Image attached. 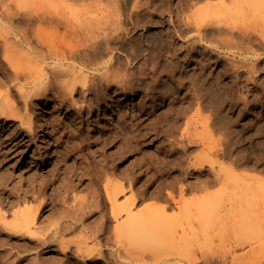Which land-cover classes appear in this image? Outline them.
Returning a JSON list of instances; mask_svg holds the SVG:
<instances>
[{"label":"bare ground","instance_id":"6f19581e","mask_svg":"<svg viewBox=\"0 0 264 264\" xmlns=\"http://www.w3.org/2000/svg\"><path fill=\"white\" fill-rule=\"evenodd\" d=\"M57 1L58 2L56 3L52 2L49 5L48 4L40 5L32 0H8V1L0 0V48L1 49L3 48L2 53L4 56V57L2 56L4 60H0V85L2 84L3 88L6 85H9L8 83L13 84L14 87L15 86L17 87L19 83L22 81V79L28 81L29 84L30 83L29 80L30 78H32L31 74L33 73L32 75H34V73H36L34 77L37 78L33 79L34 78L33 77L31 82L34 88H31L30 86L32 90L30 88L29 89L31 91H35L37 96H41L44 92H46L49 89H52L55 95L57 94L64 95L68 93L72 95L76 93L81 94V98L83 99L84 103L87 104L86 108L88 107L89 111L95 100L100 101L101 98L107 99L109 95L108 91L110 90L111 91L114 90L113 95H119V96L121 95L120 97L123 96V98L132 97V96L136 97L138 94L143 93L141 94L142 96L141 103H143V105L146 103L147 100L151 99L154 102H157L156 105L153 107L154 110L158 108L160 104L163 103L165 104V106L168 107L167 111L161 116L162 118L161 120H163L166 123L161 124L162 126L159 127L161 132L165 131L167 133L168 132L173 133L175 132L176 129L180 128L179 126L183 118H185L188 112L195 107L196 109H198V111H200L206 108L209 104L212 105L217 102L220 104L221 107L223 106L224 102H228L232 108L234 105H236L234 101H236V97H238V94L241 91L240 89L243 87H246L247 94L249 93L255 94V91L257 92H259L260 90L262 91V94L261 93L255 94L253 96L254 99L252 100L247 99L246 97H248V95L247 96L245 95V98H243L245 106H247L250 103V101L251 103L252 102L256 103V101L262 100L261 97H264L263 83L261 82L262 84L260 85V88L258 87L259 84H257L258 82L257 78L260 70L258 65L259 62H262L264 60V57H260L259 54H256V51H258L257 50L258 47H264V38L259 37L262 34L259 36L252 35L251 32L245 31V29H239L236 27L235 29L232 28L230 25L228 26L227 24H223L221 21H219V18L221 17L230 16L237 13L242 14L245 11L249 12L251 10L257 13V15H259L260 18L263 19L264 0H231V4L222 10L221 8H218L217 6L211 3L207 5L200 4L203 0H177V2L175 3H174L175 0H96V1L77 0L79 4H77L76 6L70 5V2L73 0H57ZM251 6L252 9L249 10ZM223 10L224 12L225 11L226 12L222 13ZM250 13L248 14L249 17H247L246 15V18L253 17L250 16ZM165 15L169 16L168 28L164 26V24H166V21L164 20L163 16ZM254 17L257 18L258 16L255 15ZM260 18L258 17V19ZM22 25H24L25 27L23 28L20 27L19 29L18 27ZM77 25L80 26L85 25L84 27H81L84 29L86 25L89 26L92 25L90 29L88 28L87 30L89 32L93 30L95 32L92 33L95 34L93 36H91L92 34L90 36L86 35L87 37H83V38L81 37L82 38L81 40H77L75 39V37L76 36L80 37V35L75 36L74 35L75 32H73L74 29L75 30L77 29L75 27ZM158 25H162V29L160 28L161 30H159L156 33H153L150 36L147 35L146 37L144 35L145 39L144 37L142 38V36L138 35L139 32L138 30L140 29L145 30V28H147L148 26L151 27ZM13 26L16 28H13ZM62 27L65 28L64 30L65 32L62 29L63 33L62 35H60V31ZM87 30L85 31V34ZM237 30H243V31H237ZM29 31L34 37L37 38L38 40L37 44H34L32 42V38L28 33ZM144 32L143 34L146 33ZM11 33H15L14 38L10 36ZM78 34H80V32ZM81 35L83 36L84 32H81ZM263 36L264 35H262L261 37ZM136 39L138 42L139 41L140 42L138 43ZM21 47L25 49H22L23 51L18 54L19 51L18 49H21ZM152 48H154V50ZM165 49L169 50L167 54L164 51ZM144 53H148V54L144 55ZM245 54H247L248 56H245ZM249 54H252V56L249 57ZM143 55L145 56L144 59H143ZM238 55L240 56L244 55V57L239 56L241 58L239 59ZM49 58L53 59L54 62L48 63V66H50L49 70H51V72L47 71L46 76H44L45 74L43 72H45L46 65H43V62L47 61ZM24 60H28L30 62V66H28V69H26L27 67L24 69L25 66L24 67L22 66V64L26 62V61L23 62ZM219 67L221 68L218 70ZM245 73L247 74L246 82L247 80L249 81L251 80L250 82L252 83L254 82V84H256L255 87L248 88V86L243 85L242 81L244 80L243 76L246 75ZM1 77L5 78V80ZM68 77L70 78V80H68L69 79ZM163 80L166 81L165 84L161 83ZM250 82L248 83L250 84ZM25 84L27 85V83ZM13 85H11V87L6 86L8 88L6 92L2 90L0 91V116L2 118H5L8 122L19 121V124L21 126L20 129L21 128L25 129L27 133L28 131H30L31 133L34 130L33 124L36 117H37V125H42V123L45 122V117L43 116V114L47 111L48 100L44 102L43 106L39 110H36L35 116H32L31 113L28 114L27 108H24V110L26 109L24 113L26 112L25 114L27 115L25 114L22 115L23 112L21 110L22 106L18 104L17 99H15L16 97L14 98V94H13L14 91L13 93H11L12 92L11 88ZM20 85H23V87H25L24 84L22 83ZM16 89H18L17 90V92L19 93L18 97L19 95L20 98L32 97L31 96L32 93H30L31 91L27 92L29 91L28 88H26L27 91L25 89H22L21 87ZM23 90L26 91L27 93L23 92ZM181 91H184L183 94L184 101L182 102L181 100L182 104L180 103L177 105V103L179 102L175 100V98L177 99V97L173 98L175 101L169 103L167 102L168 99H170L169 97L171 95L176 96L178 92ZM93 93H95L94 95L95 98L89 97L90 95H93ZM44 94L46 95V93ZM161 97L162 99L160 102L159 99ZM164 97L166 98L165 100H163ZM61 99L64 100V98ZM20 101L22 100L20 99ZM27 103H29V101ZM23 104H25V102ZM18 105L21 107H19ZM26 107H28V105H26ZM80 107L82 109L85 108L84 106H80ZM231 108L229 107V109ZM239 109L237 110L239 111ZM135 110L136 109L132 110L131 112H129V114L130 113L133 114V111ZM139 110L140 109H138V111ZM125 111L126 110L123 109L119 112L128 113V109L126 112ZM239 112L241 113V111ZM132 114H130L131 117ZM122 117L124 118V115H122ZM223 117H226V115ZM223 117H217L216 119L214 118L215 120L213 121L210 118L209 120L206 119L208 121H205L206 124L204 125H206L208 130L211 132L215 130V129L213 130V128L219 130V128H223L228 123L227 121L228 119L226 118L223 119ZM159 122L160 120L158 121V123ZM260 125L261 127L259 126L258 127L262 128V123ZM257 128L254 129V131H257ZM232 129L231 131H235ZM205 130L206 133H209L207 132V129ZM258 130L261 131L260 129ZM14 133L15 132H13V134ZM262 133L263 132H261L260 134ZM5 134L7 135L8 131H6ZM11 134L9 136H11ZM199 135L201 134H198L197 136ZM228 135L227 138H229ZM255 137H257V135H255ZM6 138L0 137V164L7 162L8 158H10L7 151L9 149L12 150L14 148V147L13 148L9 147L7 151L3 152V150L5 149H3L1 145L4 144L6 145V142L8 141ZM179 139L180 138H178V140ZM204 139L201 140V138L198 139L197 137L191 138L187 136L181 139L178 143L182 147L180 148L183 149L184 151L187 150V152L190 148H193L198 144L202 146V147L200 146L196 147L198 150L200 147L201 148L200 151L202 152L201 155L196 153L197 155L195 158L197 159V161H199L198 163H200L199 170L201 171V174H198V176L199 177L203 176L204 172L206 170L208 171V169L206 168L209 167V170L214 175V178L212 177L213 180H216V182L217 181L221 182L224 186L231 187L230 191L229 192L227 191L228 192L227 198L231 203L230 205H232L231 212L232 211L234 212L233 214L235 215V219L236 217H238V220H240V224L242 225L248 224L250 225L249 227H251V225H258L262 223L264 221V186L260 189L259 187L264 185V184L261 185L263 178L261 177L262 179L259 181L261 182L260 184L259 182H257L253 185V187L255 188H253L252 190L257 189L258 190L257 192L254 191L253 193L249 194L250 191L246 190L247 192L243 193V195L241 196L239 192L243 189V184L247 182L246 178L243 177L242 175H239L238 180L234 179V176H237L236 173L238 174V172L235 173V167H236L234 166L235 160H233L228 167H224V164L222 165L221 162V157L228 156L232 158V154H229V151H226L228 149H226L225 147L222 148V151H224L223 155L219 156L218 154V156L215 157L207 156L206 150H208L207 149L209 147L208 144L216 145V143L214 142L212 144L211 143L206 144L205 142L208 141L207 140L205 141ZM230 140H232V138H230ZM22 141L23 140H21V142ZM235 141L237 140L235 139ZM234 143L236 144V142ZM170 146L171 145H169V147ZM175 146L176 145H174V147ZM234 146L232 147L233 149ZM171 150H173V148H171ZM212 150L210 149V151ZM218 150L220 151V149ZM261 153L258 154L259 156L261 155L262 158ZM237 155L235 154V156ZM192 160L194 159H191V161ZM235 164H239V162ZM216 166L217 167L220 166V168L217 169ZM206 182L208 183L207 180ZM206 182H203L202 180V183H204L203 185H205V187L207 185ZM248 182L250 183L249 180ZM124 185L120 183H112V182L106 185L105 192H107L109 200L111 201V208H112V212H110L111 217L110 215L108 217V215L103 214L102 212L99 213L100 215L98 219L99 222H97L99 227L94 234L95 238L98 239L99 234H101L104 236V239L107 240L108 242L110 240V236L106 235L107 233L106 228L109 226L108 223L113 221L112 223H114V229L112 230L115 235V240L119 241L123 246H126V248L127 245L130 243L136 244L138 242L139 243L151 242L152 244H154L153 246L156 245L158 246L159 244L166 245L167 243L176 240V238L178 240L179 236H181L179 235L181 234V231L180 233L178 232L179 230L177 231V226L179 225L180 227V225L182 224L186 225L185 222L186 220L188 221L189 214L185 212L186 210L184 211L185 208L183 209V212H181L178 215H175L174 217L170 216L166 212L168 208V204L167 207H164L162 209L159 208L156 209V207L154 208L148 206L143 207L144 211L140 210L143 211L140 213L138 212L139 210L138 211L135 210L137 209L136 207L138 204V199L135 196L133 195L131 197L125 196L126 198L120 200V196L126 191L125 190L126 186ZM34 189L32 191L22 190V192L19 193L17 192L16 196H12L10 194L7 195L5 182L4 181L0 182V195H2L0 197V207L3 206L6 208L7 206L9 207V211L10 209H13L15 207L19 208L18 210L9 212V215L12 216L11 219L9 218L10 216L6 214L7 213L6 210L5 213L0 214V232L3 235H5L7 238V241L4 244L15 243V241H17L18 243H21L24 246L26 245V247L28 248L29 246H42L49 242V240H47V238L45 237L46 227H44L42 224L39 225L40 222L43 223L46 219L49 218L48 216L49 211L47 209L48 204L44 200L39 201V197L35 196V194L38 193L36 191L39 190L37 188H36L37 190ZM171 191L170 190L168 191V196L166 197V199H168V202L170 200L171 203L173 202L175 203V205L179 204V206L181 207L182 203H184L182 200L184 198V193L186 191V188L181 187L182 194L181 196L180 195L178 196L180 197L179 199H177L178 197H176L174 193ZM224 194H225L224 196H226V193ZM217 198L218 197L215 194L208 195L205 198H201L202 200L201 203H203V208H205L206 205L208 206L210 204V201H212L213 203L211 202L212 205H210L209 207L212 212L213 208L211 209V207L212 206L215 207L214 200ZM224 199H223V203L225 204L226 202L224 201L226 199L225 200ZM218 201L219 200H217V203ZM95 204L97 205L98 203ZM227 206L228 204L226 205V209L229 208ZM218 207L220 208L221 206ZM206 210L209 211L208 208H206ZM204 212H203V216L201 217V220L207 214L206 212L205 213ZM211 214L212 216L210 215L209 219L206 218L204 222L206 223L210 222L208 224H211V222H213V224L215 225L214 228H216L217 225V228L219 229L218 227L219 223L216 224V222L214 223V221L218 222L221 221L222 219L224 220V218L222 217L224 214H222L221 216V214L215 209H214V213ZM85 215H89V213ZM230 215L232 214L230 213ZM227 216L228 214L226 215V217ZM92 217L93 216H89V217L84 216L82 218L83 220L82 225L84 222L86 223V221L91 220ZM227 218H225V220ZM225 220L224 222H226ZM220 224H222V222ZM235 225H237V223ZM208 228H206V230H208ZM239 228L241 229L242 227ZM67 229L68 228L65 227V230ZM82 229L85 230L86 228L82 227ZM176 233H178L177 234L178 237ZM216 233H219L218 236L222 238L223 235L221 234L222 232L220 233V230ZM182 234H184L182 236L186 235V233L183 232ZM213 234H215V232H213ZM190 236H195V235L191 233V235L189 234L188 237ZM188 237H186V239L188 240H190V238L195 239L194 237H190V238ZM215 237L216 234L214 238ZM220 237H218V239ZM245 239L246 241L247 239L249 240L248 237L247 238L245 237ZM177 240L176 242L178 243L181 242ZM233 240H235V238H233ZM235 242H239V241H235ZM62 243H65V241L62 240L61 244ZM187 243H189L187 244L188 246L185 245L186 243L183 244L185 245V247H187L186 251L189 250L188 248L190 247L189 245H193L191 242H187ZM97 244L101 245V240H98ZM238 244L240 245V243ZM231 245L230 247L232 248ZM236 245L233 247H236ZM256 245L257 244H255L254 246L250 245L247 251L245 252L243 251V253H241L240 255L238 254L233 256L231 260L232 261L231 264H242L247 262L248 260H252L255 258L258 259V261H255L256 264H264V250L262 252L260 251L259 253V250L256 249L257 247ZM170 246H173L172 243ZM212 246L213 245H211V247ZM161 247H165V246H161ZM80 248L81 246L79 245V250L82 249ZM175 248H177V246H175ZM212 248L210 249L212 250ZM243 248L245 250V248L247 247L245 246ZM240 249L243 250L242 248ZM62 250L64 252L66 251V249L64 250L63 247ZM124 251L128 253L129 249L127 248V251L126 250ZM189 251L192 252V248ZM85 252L86 254L84 253L85 255H82V257L84 258L85 257L91 258L96 254L94 250H90V249H87ZM224 252L226 253V251ZM196 253L197 252H195V254ZM219 253L221 254V252ZM219 253H217L216 256H218ZM193 254L191 256H193ZM230 255H234V254L232 253ZM208 256H206V258ZM228 259L226 261H228ZM213 260L214 257H208L207 260L205 261L206 263L205 262L204 263L209 264ZM176 264H177V260H176ZM214 264H224V261L223 260L218 261L216 259V262Z\"/></svg>","mask_w":264,"mask_h":264},{"label":"rangeland","instance_id":"374dc122","mask_svg":"<svg viewBox=\"0 0 264 264\" xmlns=\"http://www.w3.org/2000/svg\"><path fill=\"white\" fill-rule=\"evenodd\" d=\"M32 1L40 5L41 4L49 5L52 2L53 3L58 2L57 0H32ZM90 1H96V0H90ZM175 2H177V0H175L174 3ZM210 3L217 6L218 8H221L222 10L231 4V0H203L200 4L207 5ZM77 4H79L77 0H73L70 2V5L72 6H76ZM251 9L252 6L250 7L249 10ZM223 12L224 10L222 11V13ZM245 12H243L244 14L237 13L234 15H230L231 17L230 16L221 17L219 18V21H221L223 24H227L228 26L230 25L232 28L236 27L239 29H245V31L251 32L252 35H258V36L261 34L264 35V17L263 19H261L260 16L257 15V13L253 12L252 10L246 13ZM249 13L250 16L254 17L256 15L260 19H258V17L246 18V15L247 17H249L248 16ZM163 18L166 21V24H164V26L168 28L169 16L165 15L163 16ZM84 26H80V25L75 26L77 29L73 30V32H75L74 35L75 36L80 35V37L76 36L77 38L75 37V39L81 40L83 37H87L86 35L90 36L92 34L91 36H93L95 34L92 33L95 31L92 30L89 32L87 30L88 28L90 29L92 25L91 26L86 25L85 29L87 30V32L85 34L86 30L84 28H81ZM20 27L23 28L25 26L22 25L19 26L18 28L20 29ZM13 28L16 27L13 26ZM160 28L162 29V25L151 26V27L148 26L147 28H145V30L143 29L138 30L139 31L138 35L142 36V38L144 37L145 39V36L147 37V35L150 36L153 33L158 32L159 30H161ZM62 29L63 31L65 30V28L62 27L60 31V35H62L63 33ZM237 31H243V30H237ZM79 32L80 34H78ZM81 32H84L85 36L84 35L82 36ZM143 32L145 34H143ZM28 33L32 38V42L34 44H37L38 42L37 38L34 37L30 31ZM14 34L15 33H11L10 36L14 38L15 37ZM261 36L259 37L264 38V36L263 37ZM2 49L0 48V60H4V58H2L3 56ZM22 49L25 48L21 47V49H18L19 50L18 54L23 51ZM152 49L154 50V48ZM166 50L167 49H165L164 51L167 54L169 50L167 51ZM257 50L259 52L256 51V54H259L260 57H264V47H258ZM146 54L148 53H144V55ZM144 55H143V59L145 57ZM239 56L240 55H238L239 59H241L240 57H244V55L240 57ZM245 56L248 55L245 54ZM251 56L252 54H249V57ZM23 62L25 63L23 64L21 63V64L23 67L25 66L24 69L26 67H27L26 69H28V66H30V62L28 60H24ZM44 62L43 65L46 66H45V72L43 73L45 74L44 76H46L47 71L51 72V70H49L50 66H48V63L54 62V60L49 58L47 61ZM263 62L264 60L262 62H259L258 65L260 69L257 78L258 81L257 84H259L258 85L259 88L262 83L264 86ZM220 68L221 67H219L218 70ZM32 74L31 76L33 78L36 75V73H34V75ZM245 76H243L245 80V82L244 80L242 81L243 85L248 86V88L255 87L256 84H254V82L253 83L250 82L251 80L250 81L247 80L246 82L247 74ZM32 78H30L29 84L28 81L22 79L19 85L15 87L16 88L21 87L26 91H27L26 88H28L29 91L27 92H30L32 90L31 88H34L33 84L31 83ZM36 78L37 77H34L33 79ZM3 79L5 80V78ZM68 80H70V78ZM165 82L166 81L163 80L161 83L165 84ZM248 82H250V84ZM21 83L24 84L25 87H23V85H20ZM25 83H27V85ZM8 84L9 85L6 86L11 87V85H13L10 83ZM6 86L3 88V85L1 84L0 91L2 90L6 92L8 90ZM15 87L14 85L12 86L11 93H13L14 91L13 93L14 98L16 97L15 99H17L18 104L22 106L21 107L18 105L19 107H21V110L23 111V112L21 111L22 115L26 113V112L24 113V111H26V109L24 110V108H27V113L28 114L31 113L32 116H35L36 110H39L43 106L46 100H48V107H47V111L43 114V116L45 117V122L42 123V125H37V117H36L33 124L34 130L31 133L30 131H28L27 133L25 129L22 128L20 129L21 126L19 124V121L8 122L5 118H2L0 116V137L3 138L7 137L6 139L8 140L6 142V145L5 144L1 145V147L5 149L3 150V152L7 151L9 147L10 148L14 147L12 150L9 149L10 152L9 150L7 151L10 156L7 162L0 164V178H1L0 180L4 181L6 184L7 195L10 194L12 196H16L17 192L18 193L22 192V190L32 191L34 188H35L34 190L37 189L39 190L36 191L38 193H36L35 196L39 197V201L44 200L47 202L48 204L47 209L49 211L48 212L49 218L46 219L43 223L40 222L39 225L42 224L44 227H46L45 237L47 238V240H49V242L42 246H29L28 248L26 247V245L24 246L21 243H18L17 241H15V243L4 244L7 241V238L5 235H3L0 232V264H164V263L176 264V260H177V264H184V263L205 264L206 263L205 261L207 260L208 257H214V260L209 264L212 263L214 264L216 262V259L218 261L223 260L224 264H227L228 261H229L228 264H231L232 263L231 260L233 256L238 254L240 255L241 253H243V251L244 252L247 251L250 245L254 246L255 244H257L256 245L257 247L256 246L255 247L257 250H259V253L260 251L262 252L264 250L263 247L264 221L258 225H251V227H249L250 225L248 224H247L248 226L240 224V220H238V217H236L235 219V215L233 214L234 212L233 211L231 212L232 205H230L231 203L227 198L228 196L227 193L230 191L231 187L228 186L229 187L228 189V187L224 186L221 182L218 181L216 182V180H213L214 175L209 170V167L206 168L208 169V171L206 170L203 176L201 177L198 176V174H201V171L199 170L200 163H198L199 161H197V159L195 158L197 154L199 155L202 154V152L200 151L201 150L200 147L202 146L198 144L195 147L190 148L187 152V150L184 151L183 149H181L182 147L178 143L181 139L187 136L191 138H196V137L198 139L201 138V140H203L206 137L204 139L205 141L206 140L208 141V142L204 141L206 144L208 143L212 144L214 142L216 143V145L208 144L209 147L207 149L209 151L206 150L207 152L206 155L210 157L218 156V154L219 156L223 155L224 151H222V148L226 147V149H228L226 151H229V154H232V158L228 156H227L228 159L227 157H221L222 165L224 164V167H228L232 163V161L235 160L234 161V166H236L235 173L238 172V174L236 173L237 176H234V179L238 180L239 175H242L247 180V182L246 181L245 182L248 183V184L244 183L246 185L243 184V189L239 192V194L242 196L243 193L247 191H250L249 194L253 193L254 191L257 192L258 191L257 189L252 190L253 188H255L253 187V185L259 182L262 178H263L262 183L259 182V184L260 183L261 185L264 184V150H263L264 149L263 146L264 145V130H263L264 129L263 127L264 97H261L262 100L260 101L258 100L256 101V103L253 102L251 103V101L249 100L250 103L247 106L244 105L243 98H245V95L246 96L248 95V97L246 98L252 100L254 99L253 96L255 94H259V93L262 94L261 90H260L261 92L255 91V94L254 93L247 94L246 87L241 88L238 97H236V101H234L236 105H234L235 107L234 106L232 107L233 110L228 102H224L223 106L221 107L220 104L217 102L212 105L209 104L206 108L200 111H198V109H196L195 107L188 112L185 118H183L179 126L180 128L176 129L177 131L175 130V132L173 133L171 132L167 133L165 131L161 132L159 127L162 126L161 124L166 123L163 120H161L162 119L161 116L167 111L168 107L165 106V104L163 103L160 104L158 108L154 110L153 107L156 105L157 102H154L151 99L147 100L146 103L143 105V103H141V99H142L141 94L143 93L138 94L136 97L132 96V97L123 98V96L120 97L121 95L120 96L113 95L114 90L112 91L110 90L108 91L109 95L107 99L101 98L100 101L95 100L89 111L88 107L86 108L87 104L84 103L83 99L81 98V94L76 93L72 95L67 92L68 94H64L65 96L63 94L55 95L54 91L52 89H49L46 92H44L46 93V95L43 93L41 96H37L35 91H31L30 93L33 94V95L31 94L32 97H26L27 98L26 99L24 97L20 98V95L18 97L19 94L17 92L18 89H16ZM26 91L23 90V92ZM183 94L184 91L178 92L176 96L171 95L169 97L170 99H168L167 102L169 103L177 100L179 101L177 103L178 105L181 103V100L182 102L184 101ZM94 95L95 93H93V95H90L89 97L95 98ZM174 97H177V99L175 98L174 100L173 99ZM61 98H64L65 101ZM20 99L22 101H20ZM161 99L162 97L159 99L160 102ZM165 99L166 98L164 97L163 100ZM23 100L25 104L28 105V107H26V105L23 104L24 103ZM28 101L29 103H27ZM80 106H84L85 108L82 109ZM229 107L231 109H229ZM244 108L247 110H245ZM123 109L126 111L128 109V113L119 112ZM134 109H136L137 112L135 110L133 111V114L130 113L132 114L131 117L129 112H131ZM138 109L140 110L138 111ZM237 109H239L241 113ZM122 115H124V118L122 117ZM225 115L226 117H223ZM217 117H223V119L225 118L228 119L227 120L228 123L227 125H225L226 128L225 126L223 127L224 129L219 128V130L213 128V130L215 129L216 131L214 130L215 132L214 131L211 132L208 130L207 126L204 125L206 124L205 121H208L209 118L213 121ZM158 119L160 120L159 123H158L159 121ZM261 123H262V128H259L261 127L260 125ZM229 124L231 125V128ZM204 128L207 129V132L209 133H206V130ZM256 128L257 131H259L258 129H260L261 131L259 132L260 133L263 132V133L260 134L259 132L254 131V129ZM231 129L235 131H231ZM6 131H8L7 134L8 136L5 134ZM13 132L15 133L13 134ZM197 133L201 135L197 136L198 135ZM252 133L257 135V137H255V135H253ZM10 134L11 136H9ZM227 135L229 136V138H227ZM178 138L180 139L178 140ZM230 138H232V140L234 141L230 140ZM235 139L237 141H235ZM21 140L23 141L21 142ZM216 140H218L219 142ZM234 142H236L237 145ZM226 144L229 147H227ZM169 145L171 146L169 147ZM174 145L176 146L174 147ZM198 146H200L199 150L196 148ZM233 146L234 149L232 148ZM171 148H173V150H171ZM210 149L213 150L210 151ZM218 149H220V151ZM214 150H216L217 152ZM183 152L185 155L183 154ZM185 152L187 153V156ZM258 153L262 154V158L261 155L259 156ZM235 154L238 155L235 156ZM191 159L194 160L191 161ZM238 162L239 164H235ZM216 168L218 169L220 168V166L218 167L216 166ZM202 180L203 182H206V180L208 181V183L206 182L207 184L206 187L205 185H203L204 183H202ZM248 180L250 181V183L248 182ZM111 182L120 183L123 185L125 184L124 186H126L125 187L126 191L120 196V200L121 199L123 200L126 197H131L132 195L135 196L138 199V204L136 207L137 209L135 210L136 211L139 210L138 212L140 213L144 211L143 207L148 206L154 208L156 207V209L158 208L162 209L164 207H167L168 204V208L166 212L170 216L174 217L175 215H178L181 212H183V209L185 208L184 211L186 210L185 212L189 214L188 221L186 220L185 222L186 225L182 224L183 226L182 225H180V227L179 225L177 226V231L179 230L178 231L179 233L181 231V234H179L181 236H179L178 238V240L181 242L179 243L176 242L177 240L176 238V240L167 243L166 245L159 244L160 246L159 245L153 246L154 244H152L151 242L149 243L138 242L136 244L130 243L127 245V248L129 249L127 253L124 251V250L127 251L126 246H123L119 241L115 240V235L112 230L114 229V223H112L113 221L109 222L108 225L110 227L108 226L106 228L107 229L106 235L110 236V240L107 242V240H105L104 236L101 234H99L100 238L98 237V239H96L94 234L99 227V225L97 224V222H99L98 220L100 216L99 213L102 212L103 214L108 215V217L109 215L111 217V213H110L112 212L111 201L109 200L107 192H105L106 185ZM222 186L225 188H223ZM263 186L264 185L260 186L259 189L262 188ZM181 187L186 188V191L184 193V198L182 200L184 202L182 203V206L180 207L179 204L175 205V203L173 202L172 204L170 200H169L170 202L169 204L168 199H166V197L168 196V191L172 190L171 192H173L174 195L178 197L179 195L181 196L182 194ZM224 193H226V196H224L225 195ZM213 194L217 195L218 197L217 199L214 200V206L215 207L221 206V207L215 208L212 206L211 209L213 208L212 209L213 211L211 212L209 207L210 205H212L213 202L210 201V204L208 203L209 205L208 206L206 205V207L203 208V203H201L202 202L201 198H205L206 196ZM1 196L2 195H0V197ZM179 198L180 197H178L177 199ZM223 199L225 200L224 202H226L225 204L223 203ZM165 200L167 201V203ZM217 200H219L218 203ZM95 203H98L97 204L98 206ZM227 204H228L227 207L229 208L226 209ZM206 208H208L209 211H207ZM18 209H19L18 207H15L13 209H10L9 211V207L6 206L5 208L2 206L0 207V214L5 213L6 210L7 211L6 214L9 215V212H13ZM214 209L218 211L221 214V216L222 214L224 215L228 214L227 217H229L227 218L226 215L222 216L224 220L225 218H227L225 220L226 222H224L223 219L218 222L214 221V223L216 222V224L219 223L218 224L219 229L217 228V225L216 228L218 229V231L220 230V233L222 232L221 233L223 235L222 238L218 236L219 233H216L218 231L216 228H214L215 225L213 224V222H211V224H208L210 222L207 223L204 222L206 218L209 219L210 215L212 216L211 213H214ZM203 210L207 214L206 216L204 215L205 219L203 218L201 220V217L203 216V212H204ZM88 213L89 215H85ZM230 213L232 215H230ZM84 216L87 217L93 216V217L91 220L86 221V223L84 222L85 224L83 223L82 225V221H83L82 218ZM11 217L12 216H10L9 218L11 219ZM221 222L222 224H220ZM236 223L238 226L235 225ZM65 227H67L68 229L65 230ZM82 227H85L86 229L83 230ZM210 227L212 228V230ZM239 227L242 228L240 229ZM206 228H208V230H206ZM197 229L199 232L197 231ZM182 232L186 233V235L182 236L184 235L182 234ZM213 232H215L216 234L215 238H214L215 234H213ZM191 233L195 236H190V237H194L196 240L188 237V235L189 234L191 235ZM177 234L178 233H176V235ZM217 236L220 238L218 239ZM186 237L190 238V240L186 239ZM245 237L246 238L248 237L249 240L250 239L251 240L249 241L247 239L246 241ZM233 238H235V240H233ZM62 240L65 241V243H62L63 245L61 244ZM98 240H101V245L97 244ZM235 241H239V242H235ZM187 242H191L193 244V245H189L190 247H188L189 250L192 248V252L189 251L188 249H187L188 251H186L187 247H185V245L189 244ZM171 243L173 246H170ZM238 243H240V245ZM229 244L230 245L232 244L231 245L232 248L230 247ZM79 245L82 248V249L80 248L81 250H79ZM174 245L177 246V248H175ZM209 245L210 248L213 247L212 250L209 248ZM211 245L213 246L211 247ZM235 245L236 247H233ZM161 246H165V247L167 246V247L165 248ZM245 246L247 248H245L244 250L243 247ZM62 247L64 248V250L66 249L65 252L62 250ZM240 248H242L243 250H241ZM87 249L94 250L96 254L91 258L82 257V255L86 254L85 251ZM224 251H226V253ZM195 252L197 253L195 254ZM219 252H221V254ZM230 252H232L234 255H230L232 254ZM187 253L190 254L188 255ZM202 253L204 256L205 255L208 256L209 254L210 255L206 258V256L204 257L202 255ZM217 253H219L218 256H216ZM192 254L193 256H191ZM227 259L228 261H226ZM255 261H258V259L255 258L252 260H248L247 262L242 264H256Z\"/></svg>","mask_w":264,"mask_h":264}]
</instances>
